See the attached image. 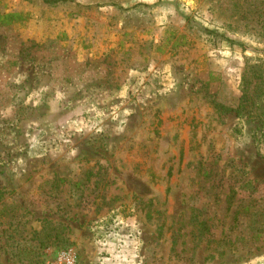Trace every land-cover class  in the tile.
I'll return each instance as SVG.
<instances>
[{"label": "rangeland", "instance_id": "374dc122", "mask_svg": "<svg viewBox=\"0 0 264 264\" xmlns=\"http://www.w3.org/2000/svg\"><path fill=\"white\" fill-rule=\"evenodd\" d=\"M264 264V0H0V264Z\"/></svg>", "mask_w": 264, "mask_h": 264}, {"label": "built area", "instance_id": "2783aa9c", "mask_svg": "<svg viewBox=\"0 0 264 264\" xmlns=\"http://www.w3.org/2000/svg\"><path fill=\"white\" fill-rule=\"evenodd\" d=\"M51 264H75V255L71 250L63 251Z\"/></svg>", "mask_w": 264, "mask_h": 264}, {"label": "trees", "instance_id": "16d2710c", "mask_svg": "<svg viewBox=\"0 0 264 264\" xmlns=\"http://www.w3.org/2000/svg\"><path fill=\"white\" fill-rule=\"evenodd\" d=\"M43 1L49 4H56V3L72 2L73 0H43Z\"/></svg>", "mask_w": 264, "mask_h": 264}]
</instances>
